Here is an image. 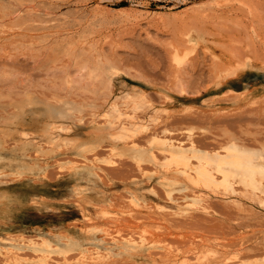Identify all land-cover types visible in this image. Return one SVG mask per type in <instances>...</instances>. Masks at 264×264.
Instances as JSON below:
<instances>
[{
    "label": "rangeland",
    "instance_id": "374dc122",
    "mask_svg": "<svg viewBox=\"0 0 264 264\" xmlns=\"http://www.w3.org/2000/svg\"><path fill=\"white\" fill-rule=\"evenodd\" d=\"M90 1L0 0V130H11L21 110L24 120L56 110L51 124L62 140L77 131L101 144L104 191L91 194L96 214L88 215L82 202V222L72 225L81 221L79 212L53 214L51 221L88 232L91 249L103 241L144 253L114 264H264V174L241 181L212 170L215 184L207 187L188 180L166 153L177 148L198 170L222 158L223 148L264 162V0L224 6L106 0V14L94 13ZM108 140L122 142V154ZM63 141L57 162L75 161ZM130 150L152 157L169 175L183 174L169 186L178 207L170 208L169 192L159 185L163 171L137 163ZM48 173L52 186L70 175L58 163ZM68 200L76 198L59 202ZM9 209L0 197V227ZM47 219L26 224L45 229ZM61 250L50 254L53 264L79 263L75 243Z\"/></svg>",
    "mask_w": 264,
    "mask_h": 264
},
{
    "label": "bare ground",
    "instance_id": "6f19581e",
    "mask_svg": "<svg viewBox=\"0 0 264 264\" xmlns=\"http://www.w3.org/2000/svg\"><path fill=\"white\" fill-rule=\"evenodd\" d=\"M83 1L89 2L90 0ZM92 1L96 5L95 9L97 12L92 10L94 13H109L111 8H109L106 0ZM232 1L234 0H203L200 5L224 6ZM136 7L146 8L143 3H138ZM132 11L141 15L145 14L143 13L144 11H137L136 9ZM148 16L146 13V17ZM151 16L156 17L155 14H151ZM153 17L150 20H153ZM34 112L36 113V110ZM39 113L38 117L33 116L32 119L24 120L22 117L25 113L24 110H21V114L14 121L11 130H0V197L6 199L11 207V210L9 209L6 212V224L0 227V255L3 257L2 260H5L6 264H53L50 254L58 252V249L63 254L64 252L61 248L65 246L68 248L69 243H75L78 254H72V256L74 255L78 258V264H114L119 262L118 258H122L123 256L129 258L144 256L142 255L144 253L139 254L138 250L131 249L127 245H123V248H118L117 245L108 247L103 241L93 243L94 246L91 249L88 242L89 233L80 231V227L72 226L83 221V214L85 212L89 213L88 215L96 214L92 212L95 209L92 207H94L93 204L97 200L91 194L103 193L104 191L99 174L101 168L97 161L101 144L94 140L91 133L80 134L77 131L70 132L63 140L67 142V147H69L68 153L76 156V160L61 159L57 162V156L63 154L65 150L64 146H62L64 150H60V141H64L61 139L60 133L56 132L58 128L51 124L53 117L56 115L54 113L57 112L53 110V117L50 114L51 112H43L41 110ZM126 120L128 121V119ZM66 128L68 129V127H65V130H59L61 133L63 131L66 132ZM108 142L114 152L122 154L120 151L121 147H123L122 142L116 140H108ZM223 149V157L207 161L206 165H203L205 170L192 168L185 160H182V154L177 148H169L167 152L165 150H162V152H169L170 158L172 157L173 161H175L174 164L182 165L184 175H186L188 180H193L197 177L207 187L215 184L211 174L214 170L221 173L225 179L230 176H241V181L243 180V176L252 177L256 172L264 174V162L260 157L241 154L229 148ZM128 153L137 163L150 162L157 169L163 171L162 175L164 177L159 179V185L166 187L169 192L168 201L170 208L175 209L178 207L177 199L172 196L175 188L171 189L172 187L169 186L177 185V181L184 179L183 174L169 175L152 157L134 150H130ZM54 162H57L61 169H69L70 175L60 179L55 186H52L48 182L49 179L47 180L46 175L48 169L57 164H54ZM4 171L8 172L7 175H2ZM137 189L139 191H146L150 196H153V189L151 190L150 187L147 188L141 185ZM131 193L134 197L137 195L133 190H131ZM71 197L76 198V200L71 202L79 205L76 204V207H71L68 204L69 200L65 201L66 203L59 202L61 199ZM82 202H84L87 211L81 205L83 204ZM66 212L73 214L81 213V221H75V223L73 221L74 224L71 226L51 221L50 217L53 214ZM36 219H47L51 223L48 222L49 226L45 229L40 226H27L26 223L29 224L31 220ZM15 223L21 224L16 225ZM67 224L69 223L67 222ZM74 228L78 230L76 231ZM62 232H67L68 235L63 237L61 235ZM79 232L80 234H78ZM29 237L36 238L32 239ZM31 252L35 257H39L40 260L27 261V255H31ZM62 256L66 257V255Z\"/></svg>",
    "mask_w": 264,
    "mask_h": 264
}]
</instances>
